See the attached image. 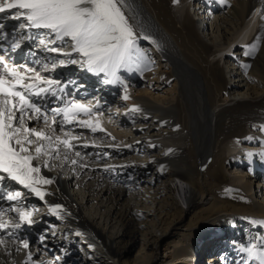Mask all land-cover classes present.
I'll list each match as a JSON object with an SVG mask.
<instances>
[{
	"label": "bare ground",
	"instance_id": "bare-ground-1",
	"mask_svg": "<svg viewBox=\"0 0 264 264\" xmlns=\"http://www.w3.org/2000/svg\"><path fill=\"white\" fill-rule=\"evenodd\" d=\"M215 1L216 9L220 7L219 3L223 9H227L225 0ZM9 2L11 0H5V3ZM210 2L211 0H120L119 6L137 34L138 51L125 66L115 70V77L104 73L97 75L81 66V70L74 72L77 68L74 66L78 64L71 63H67L66 71H60L59 63H56L53 71L51 68L55 59L68 60V57L49 52L39 44V40L36 42L25 37L22 49L24 52L31 50L35 53L31 55V61L35 62L36 68L48 64L50 70L43 72V75L67 83L70 90H75L74 83L79 86L87 84L88 88L83 89L85 93H78V90L74 93L82 103L98 113L92 118L96 121L93 124H98V127L95 132L90 128L75 129L79 135L72 143L81 152L80 157L73 154L67 161L63 158L49 161L47 157L33 161L35 166L41 168L40 175L53 181L49 185L37 186L44 193L43 198L23 189L17 200L8 201L6 191L22 189V186L10 179L0 182V185L10 186L5 189V199L0 200V223L7 224L6 228L0 229V264H99L101 257L108 259V262L112 260L113 264H121L122 249L118 243L124 237L133 235L136 225L134 218L139 209L136 202L133 206L123 204L129 192L124 189L128 187L129 190L133 184L128 182L127 185L118 178L130 170L131 166L120 162L102 164L99 161L102 157L104 159L105 156L117 155L127 150L135 154L142 150L153 155V161L160 166L159 173L165 177L163 193L169 200L166 207L175 211L178 209L177 212L185 218L196 216V223L190 224L189 229L183 226L179 228L185 236L188 235L187 238L170 248H164L160 240L156 241L150 264H202L200 242H193L192 239L196 233L194 229L201 230L200 225L204 223L203 229L196 234L211 242V255L208 256L207 264L217 263L219 249L227 258L217 264H261L260 258L249 256L246 249L255 244L256 251L264 253V201L258 203L255 200L256 190L244 176H228L226 165L233 164L237 168L250 165L253 171L259 173L257 176L264 177V59L251 63L243 57L245 65L249 64L251 73H260V80L255 84H242L240 81L233 83L235 79H232L231 86L228 87L225 79L216 71L213 78L214 90H211L207 79L209 73H203L202 66L193 62L189 54H204L211 48L209 42L216 47L222 58L235 47H246L255 56L258 53L264 54V0H233L228 8L231 9V20L226 22L214 18V23L224 32L223 36H215L212 41L206 35L203 38L199 35L208 20L200 11L205 6L207 8ZM214 2L211 3L212 6ZM173 6L176 8L172 9ZM10 11L12 14L16 10ZM11 19H14L13 15L10 16V25L21 22ZM214 23L212 22L211 27ZM225 23L231 25L232 34L223 42L224 34L228 31ZM6 30L9 31V28ZM11 30L14 31L12 27ZM16 31L18 33L15 32V36L24 35L23 29L17 28ZM32 32L39 39L46 38L42 32ZM144 36L149 39H143ZM142 41L153 43L155 53L165 58L166 66L177 78V95L172 100L155 102L136 94L128 87L139 73H147V76L152 73H148L150 63L142 55L145 51L138 48ZM135 55L139 60H135ZM133 59L138 63L135 64ZM228 69L230 72V67ZM184 70L186 72L183 75ZM97 77L104 80L100 85H96ZM106 80L114 82L105 83ZM121 84L129 85L123 87ZM98 92L103 101H112L106 109L100 107L102 102L98 104ZM92 93L96 100H83ZM115 93L117 97H113ZM125 96L128 99H124ZM230 102L244 108L242 114L248 117L247 122L251 125L248 131L238 127L232 134L225 132V121L229 118L227 104ZM180 110L185 113L184 119H179ZM120 126H123V132L117 130ZM56 134L63 136V133ZM132 134L137 136L125 137H132ZM73 159L76 164L71 163ZM46 161L49 167L44 166ZM85 174L88 179L92 176L98 178L102 194L115 204L112 215L120 221V233L112 234L107 227L102 228L95 222V216H84L79 204L70 195L69 187L72 182H80ZM64 175H71V184H67L69 178L63 177ZM110 175L113 179L109 180ZM117 182L124 185L119 188ZM258 191L264 192V185ZM131 199L143 203L146 197L142 194L140 198L132 195ZM38 206L42 207V217L49 211L48 217L45 215L47 222L61 221L64 224L65 221L70 224L71 231L81 235L90 245V250L98 255L88 254L81 260H76L74 247L60 248V245L63 246L61 241L64 234L58 232L60 241L50 240L48 232H41L43 224L32 220L29 224L19 220L20 211L33 214L34 208ZM200 212L204 215L203 218L198 215ZM95 214L98 212H94ZM17 223L21 224L20 228H16ZM209 225L212 227L205 230ZM244 226L248 229L242 230ZM233 228L237 230L234 231ZM38 234L45 235V239H35ZM214 240L218 245L216 248L213 247ZM25 241L29 244L27 248L23 246ZM45 246L49 247L44 248ZM32 250L41 254V261Z\"/></svg>",
	"mask_w": 264,
	"mask_h": 264
},
{
	"label": "snow or ice",
	"instance_id": "snow-or-ice-1",
	"mask_svg": "<svg viewBox=\"0 0 264 264\" xmlns=\"http://www.w3.org/2000/svg\"><path fill=\"white\" fill-rule=\"evenodd\" d=\"M119 5L120 0H11L0 7V13L16 10L12 15L21 21L17 28L24 30L25 37L39 39L28 34L32 30L42 32L46 38L39 39L40 45L58 56L68 57L55 61L51 70L54 71L56 63H71L97 75L115 77V70L125 66L138 51L137 34ZM23 38L9 41L7 36H0V41L8 43V47L0 43V182L10 179L22 186L6 191L8 201L17 200L23 189L43 198L44 193L37 186L53 181L40 175L41 168L33 161L44 157L49 161L58 158L67 161L73 154L80 157L81 152L72 143L79 135L75 129L90 128L95 132L98 127L92 122L98 113L82 103L74 92H66L65 82L42 74L50 70L48 64L36 68L15 61L11 54L21 49ZM53 44L57 46L49 47ZM58 132L63 136L57 135ZM71 163L76 164V160ZM44 166L50 165L46 161ZM9 187L0 185V200L5 199V189ZM31 215L20 211L19 220L30 224ZM6 227L7 224L0 223V229ZM20 227L17 223L16 228ZM23 246L29 247L28 242ZM256 249L253 244L246 251L264 264V253Z\"/></svg>",
	"mask_w": 264,
	"mask_h": 264
},
{
	"label": "rangeland",
	"instance_id": "rangeland-1",
	"mask_svg": "<svg viewBox=\"0 0 264 264\" xmlns=\"http://www.w3.org/2000/svg\"><path fill=\"white\" fill-rule=\"evenodd\" d=\"M215 0H211L210 5L207 8H203V16L208 18L206 24L202 27V30L199 32L200 38H203L205 35L208 37V39L214 40L215 36H223V29L219 28L216 23H214L215 19L218 18L223 20H231L230 16V10L228 9L230 7V3H232L233 0H225L227 9H223V7L220 5L218 9L217 7H214ZM213 3V6L211 3ZM176 8V6H173L172 9ZM197 20V19H195ZM129 22V21H128ZM212 22L214 23L211 27ZM195 23H198L195 21ZM129 24H131L129 22ZM131 26V25H130ZM225 26H227L228 31L224 34L223 42H226V40L229 39L230 34H232L231 25L228 23H225ZM215 29V33L213 34V30ZM43 37V35H42ZM227 37V39H226ZM208 42H206L207 44ZM36 44V43H34ZM210 44L211 48L207 50L204 54H196V53H190L189 57L193 62L201 65L203 73H209L207 75L208 82L210 83L211 90H214L213 86V78L216 71L220 74L221 77H223L226 81L225 84H227L228 87H230L232 83V79H235L233 83H239L242 82V84L249 83V84H255L257 81L260 80V73L256 71L255 73H251L249 71V64L245 65V60L243 57L249 59L251 63L258 62L261 59H264V54H257L255 56L254 53L251 51H247L246 47H239L234 48L230 52H226L224 54V57L222 58V55L217 52L216 47L212 43ZM247 45V44H246ZM138 48H140V51H145L144 55L147 59L149 64L148 73H151L147 76V73L142 75L139 73L137 75V78L134 82H130L128 79L126 81H129L131 83L122 85L123 87H130L131 89L136 92V94H139L140 96H143L147 99H150L155 102H167L169 100H172L173 97L177 95L176 93V81L177 78L173 75V72H171L170 68H168L167 62L165 58L162 56L160 57L158 53H155L154 46L152 42L142 41ZM142 49V50H141ZM152 50V53L150 54V51ZM157 52V51H156ZM53 58L55 59L54 55L51 54ZM136 56V55H135ZM228 56V58H227ZM139 57L136 56L135 60H139ZM226 58V62H225ZM59 59H55L57 61ZM135 64H137L138 62ZM222 60V61H221ZM230 64V65H229ZM233 65V66H232ZM235 65V66H234ZM76 70L74 72H77L81 70L78 64L76 66ZM227 67H230L227 70ZM67 68V67H66ZM234 68V69H233ZM67 69H64L63 71H66ZM185 70L183 71V75L185 74ZM215 72V73H214ZM98 78V77H97ZM104 81V80H102ZM101 78L96 79V85H100L102 82ZM224 81V82H225ZM238 81V82H237ZM74 86V85H73ZM245 89V87H244ZM264 89V87H263ZM120 92V91H119ZM118 92V93H119ZM213 93V92H212ZM214 94V93H213ZM94 93L88 95V98L86 99H94ZM92 96V97H91ZM117 93L113 94V97H117ZM226 98V97H225ZM97 99V98H96ZM94 99V100H96ZM112 101H103L100 107L102 109H106V107H109ZM99 104V103H98ZM97 104V105H98ZM229 108V118L225 121V132L232 134V132H236L238 127L244 128L245 130L250 129V124L247 122L248 117L242 114L243 107L235 106L233 103L227 104ZM233 106V107H232ZM180 110L179 111V119L185 118V113ZM231 111V112H230ZM95 117V116H94ZM93 123H96L95 120H92ZM123 126L118 127L117 130L120 132H123L122 130ZM131 136V135H129ZM125 136L126 138H133L136 137L137 134H132V137ZM246 138V137H245ZM127 140V139H126ZM153 155L149 154L146 151H140L139 153H134L133 151L129 152L128 150L123 153H119L117 155L113 156H105L99 161L102 164H110L111 162L117 163H126L131 166V169L127 170L123 175L118 176V178H121V181L129 184L130 189L128 190V187H126L124 190L129 191L127 192V198L123 204L133 206L135 205L140 209H138V212L135 214L134 221L136 222L135 228L133 230V235L131 237L125 238L121 241L119 240L118 244L120 248L122 249V256H121V264H150L151 258L153 256V248L156 243L159 240L162 242L164 248H170L171 246H174L179 241L185 239L188 237V235H184V232H180V227H186L189 229L190 224L196 223V216L192 215V217L188 216V218H185V216L180 215L177 211L178 209L171 210L168 207H166V203L169 200L164 195V180L165 177L163 174H160L158 171V168L160 167L158 163L153 161L152 158ZM41 160V159H39ZM98 160H96L97 162ZM98 163V162H97ZM226 168L228 170V176L233 177L234 175H242L247 180L251 181V185L253 189L256 190V196L255 200L258 201V203H263L264 201V192L258 191L260 189V186L264 185V177L257 176L259 173H256L255 170L253 171L250 165L244 166V167H235V165L227 164ZM201 170V169H200ZM252 170V171H251ZM203 171V170H202ZM259 172V171H258ZM85 174L83 178H81L82 183L75 181V183L72 182L71 175H64L63 177L69 178L67 184L70 185V195H72V198L74 201H76L77 204H79L82 212L84 213V216L87 218H91L95 216L96 223L100 225L102 228H106L107 230L112 234L120 233L122 230V226L120 224V221L116 220V216L112 215V211L115 208V204L111 203V199H107L106 195L102 194L101 187V181L98 178L95 177H86ZM108 178L113 179V176ZM256 176V177H255ZM123 178V179H122ZM107 181V180H106ZM120 182H117V187L120 188L123 185L119 184ZM122 184V183H121ZM97 191L99 193H97ZM132 192V193H131ZM141 194L146 197L145 201L143 203H140L137 201H132L131 196L135 197H141ZM130 197V198H128ZM109 198V197H108ZM128 199V200H127ZM42 207L38 206L34 208V213L32 214V222H37L38 224H43L41 232H48L50 234V238L56 241H60L59 234H64V239L61 241L63 246L60 245V248L64 249L65 247L72 246L74 247V251L76 252V260H81L83 257H86L88 254H93L94 256H97L98 254L96 252L93 253V250H90V245H88L87 241H84L83 237L81 235L74 234L71 230L70 224H66L64 221V224L61 223V221H55V222H47V218L45 219V215L48 217L49 211H46V214L42 217ZM98 212V214L94 215V212ZM50 214V213H49ZM112 215V216H111ZM202 218L204 215L202 212L198 214ZM41 216V218H39ZM112 218L109 222V219ZM140 221V222H139ZM205 224V223H204ZM200 225L201 230L203 229V225ZM108 225V226H107ZM44 226V227H43ZM247 226V225H246ZM244 226L242 230L248 229V227ZM212 226L209 225V227H205V230H209ZM69 229V230H67ZM197 232H200L201 230L199 228L194 229ZM193 230V231H194ZM234 231L237 230V228H233ZM191 231V232H193ZM56 233L58 236H56ZM170 233V234H169ZM193 236L192 241L193 242H200V251L202 252V264H207V260L205 258H208L211 254H209V245L211 242H209L207 239H204L203 237L197 236V234ZM182 234V235H181ZM135 235V236H134ZM45 236V235H44ZM43 236V237H44ZM35 239H41V234L35 235ZM203 239V240H202ZM30 241V240H29ZM231 241V240H230ZM59 243V242H58ZM70 243V244H69ZM214 243L213 247L216 248L217 242L212 241ZM60 244V243H59ZM65 244V246H64ZM67 244V245H66ZM208 246V247H207ZM49 246H45L44 248H48ZM35 254H37V259L42 260V256L37 250H32ZM219 249V253H220ZM222 252V251H221ZM40 254V255H39ZM235 259V257H233ZM237 259V258H236ZM235 259V260H236ZM99 264H113L114 262L111 260V262H108V259H101L98 260ZM50 263V262H48Z\"/></svg>",
	"mask_w": 264,
	"mask_h": 264
}]
</instances>
